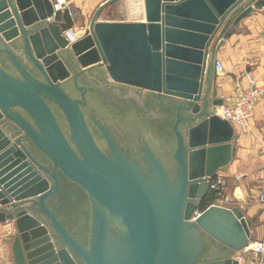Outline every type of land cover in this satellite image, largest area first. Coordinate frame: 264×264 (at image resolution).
<instances>
[{"label":"water","instance_id":"1","mask_svg":"<svg viewBox=\"0 0 264 264\" xmlns=\"http://www.w3.org/2000/svg\"><path fill=\"white\" fill-rule=\"evenodd\" d=\"M119 1L104 0L77 36L51 0H0V55L17 72L0 66V224L13 225V264H237L230 255L251 244V222L236 207L200 210L235 151L233 125L216 115L213 74L216 52L264 0H143V21H102ZM12 40L30 68L6 46ZM63 85L82 90L81 101ZM113 86L143 92L123 98ZM156 96L179 104L176 119ZM86 101L91 133L78 106ZM93 121L117 157L142 148L164 176L175 161L172 214L166 187L151 196L140 176L111 168ZM57 172L80 189L51 200Z\"/></svg>","mask_w":264,"mask_h":264},{"label":"crops","instance_id":"2","mask_svg":"<svg viewBox=\"0 0 264 264\" xmlns=\"http://www.w3.org/2000/svg\"><path fill=\"white\" fill-rule=\"evenodd\" d=\"M72 1L80 14L77 22L70 23L67 16L62 13L57 14L55 19L58 22L64 21L65 29H70L77 36H81L88 27L92 15L104 0ZM121 1L105 8L101 20L123 22L105 17L112 9L117 12V5ZM138 16L133 21L144 20L142 12H139ZM6 46L26 68L31 67L16 40L7 42ZM0 48H3L1 43ZM4 57L0 55V66L17 76V72L2 61ZM217 61L222 64L223 72H217L214 65L212 91L217 93V98L223 100V105L232 102L235 81L245 86L248 83L247 79L250 78L264 89V8L254 10L239 22L235 31L216 52L215 64ZM234 130L232 141L234 156L229 164L215 175L213 182L220 181L221 190L219 198L214 200H217L216 205L238 208L244 218L251 222L250 242L253 244L261 239L264 231V205L258 202V192L264 190V94L255 105L254 116L248 128L242 132ZM14 234L11 222L0 224V264H13Z\"/></svg>","mask_w":264,"mask_h":264},{"label":"flooded vegetation","instance_id":"3","mask_svg":"<svg viewBox=\"0 0 264 264\" xmlns=\"http://www.w3.org/2000/svg\"><path fill=\"white\" fill-rule=\"evenodd\" d=\"M66 57L67 56H65V58ZM83 80H84L83 76L79 75L78 78H77L78 86H80L79 83H82ZM69 83H70L69 84L70 86L69 85L68 86L71 87V89H73V81H72V79H70ZM114 85H116V84H114ZM113 87H116V86H113ZM63 89L65 90L67 96L71 100H73V101H81L82 90L81 91L80 90H75V92H71L70 90H68L67 87H64V85H63ZM116 89L121 91V94H122L123 98H124V96H125V98H128L127 95L136 94V93H138V91H142L143 92V90L131 88V87H128V86L116 87ZM117 90L114 91V92H117ZM125 93H126V95H125ZM77 94H79L78 97H76ZM145 94H147V93L145 92ZM85 97H86V95H85ZM114 97L115 96H112V98H114ZM156 98H157L158 102L161 105L164 104L163 107H165L166 111L169 112L170 115L174 118L175 117V113L177 111V106L179 104L176 103L177 105L176 106L174 105L175 107L173 108L172 105L171 106L168 105L169 102H172V103L174 102V100H172L171 98H170V100H168L169 101L168 103L164 102L165 99L163 97L156 96ZM78 106H79L81 112L84 115L85 123H86V125H87V127L89 129V132L91 133V126L89 124V121H87L86 117L89 114V113H87V111H92V108H88L89 106L87 105V101H86L85 104L78 105ZM112 106H115V105L112 104ZM51 108L53 109V113L55 115V118L58 121L57 114H56V112H57L56 108L53 105H51ZM162 119L157 121V123L158 122H162ZM174 119H176V117ZM93 122H94L95 127L98 130V132L99 131L101 132V130H100L99 126L97 125V123L95 121H93ZM58 123H59L61 129L63 130V132L66 134L65 128H67V127L62 126L59 121H58ZM160 125L162 126L163 124H160ZM160 129H162V127H160ZM110 130H111V133L109 135L111 136V138L115 142L117 140H120L122 143H124L126 141V137L123 134H121L118 130H116L115 128H112ZM110 130H109V132H110ZM158 132H160V131H158ZM100 134L103 137V140L106 142V147H104V148L99 147V145L95 142L94 138H93V140H94L97 148L99 149V151L108 159L111 168H113V166L114 167L121 166L122 168L125 167L124 168L125 171L131 170L133 172V174H134V175H132V177H130L128 173H123L122 172L124 177L126 179L130 180V181L132 180L133 177L136 178L137 176H140L141 181L142 182L144 181L146 183L149 195H151V196H155L156 197L159 194H162L164 196L163 193L166 192L165 191V187H166L168 189V193L170 192L169 193V198L172 201V207H171V211L170 212L172 214L173 207H174L175 202H176L177 197H178V186H177V182H178L177 171H178V169H177V165H176L175 161L173 160L174 164H172V165L170 164L168 167L164 168V170H165V171H163L165 173V176H164L161 173V171L157 168V162L154 161L155 159L153 158V156H151V154H149L146 150H144L142 148L139 151V147H138L139 144L137 145V147H138L137 156H133L128 151V149H123L124 158H122L120 156L121 154H118V157H117L114 151L112 152L111 150H109V143L107 141V138L103 135L102 132ZM112 135L116 136L117 140H115ZM66 136H67V134H66ZM67 138H68V136H67ZM26 143L27 142H25V144ZM119 157H121V158H119ZM130 162H132V163L129 164ZM57 173H58L59 181H60V189H59L58 193L55 196L49 198L51 200H55L57 197H59L61 195V193H62L61 191L66 186L71 187L73 189H77V190L79 188L78 185H76V184L74 185V183H72L70 181H67L64 177H62L59 174V172H57ZM92 216L95 217L94 214H92Z\"/></svg>","mask_w":264,"mask_h":264},{"label":"built area","instance_id":"4","mask_svg":"<svg viewBox=\"0 0 264 264\" xmlns=\"http://www.w3.org/2000/svg\"><path fill=\"white\" fill-rule=\"evenodd\" d=\"M53 15L65 14L72 22H77L80 17L78 10L74 7L72 0L51 1ZM215 70L223 72V66L216 62ZM248 83L242 86L239 81L233 84L232 102L216 108V115L228 121L238 131L248 128L250 120L254 116L255 105L264 94V89L257 86L255 80L247 79ZM214 181V180H213ZM221 182H211L210 192L218 199L221 190ZM217 201V200H215ZM258 202L264 205V190L258 192ZM230 258L237 264H264V231L258 242L250 244L239 252H234Z\"/></svg>","mask_w":264,"mask_h":264},{"label":"rangeland","instance_id":"5","mask_svg":"<svg viewBox=\"0 0 264 264\" xmlns=\"http://www.w3.org/2000/svg\"><path fill=\"white\" fill-rule=\"evenodd\" d=\"M117 6V12H114L112 9L105 17H108L110 20L133 21L139 17V12H142L143 14V0H122ZM69 22L73 23L70 19ZM210 195L213 196L214 194L211 193ZM212 204H216V201L212 200L210 205Z\"/></svg>","mask_w":264,"mask_h":264},{"label":"trees","instance_id":"6","mask_svg":"<svg viewBox=\"0 0 264 264\" xmlns=\"http://www.w3.org/2000/svg\"><path fill=\"white\" fill-rule=\"evenodd\" d=\"M212 200H214V197L212 195L208 196L201 204H200V210H204L205 208H207L210 205V202H212ZM33 211L36 213L40 212V210L38 208L33 209Z\"/></svg>","mask_w":264,"mask_h":264}]
</instances>
